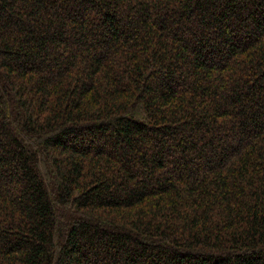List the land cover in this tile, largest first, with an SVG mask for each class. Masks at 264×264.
<instances>
[{
  "label": "trees",
  "instance_id": "obj_1",
  "mask_svg": "<svg viewBox=\"0 0 264 264\" xmlns=\"http://www.w3.org/2000/svg\"><path fill=\"white\" fill-rule=\"evenodd\" d=\"M0 264H264V0H0Z\"/></svg>",
  "mask_w": 264,
  "mask_h": 264
}]
</instances>
